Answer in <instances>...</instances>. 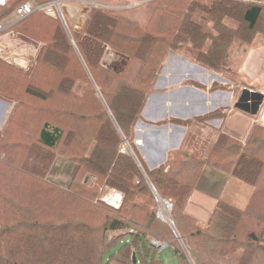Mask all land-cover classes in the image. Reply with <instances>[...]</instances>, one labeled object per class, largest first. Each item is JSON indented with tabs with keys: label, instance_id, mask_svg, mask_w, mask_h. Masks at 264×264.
<instances>
[{
	"label": "trees",
	"instance_id": "1",
	"mask_svg": "<svg viewBox=\"0 0 264 264\" xmlns=\"http://www.w3.org/2000/svg\"><path fill=\"white\" fill-rule=\"evenodd\" d=\"M26 1L10 0L0 19ZM13 30L41 50L29 72L0 61V98L16 101L0 134V264H164L163 244L178 264H264L263 126L244 141L219 132L205 159L172 149L153 168L135 144L169 54L238 81L242 56L264 47V0L96 7L69 32L37 9ZM107 49L125 58L119 71L103 64ZM224 88L214 82L210 90ZM225 116L216 109L156 124ZM57 157L76 165L68 186L49 179ZM206 165L252 191L244 206L220 199L201 224L185 207ZM105 187L123 194L118 208L100 200ZM164 201L166 220L158 215Z\"/></svg>",
	"mask_w": 264,
	"mask_h": 264
},
{
	"label": "crops",
	"instance_id": "2",
	"mask_svg": "<svg viewBox=\"0 0 264 264\" xmlns=\"http://www.w3.org/2000/svg\"><path fill=\"white\" fill-rule=\"evenodd\" d=\"M116 1L117 4H112L113 8L132 7L144 0ZM90 3L103 5L101 0H63L65 16L73 28L83 27L92 9ZM122 3L127 5L123 6ZM129 3L133 5L128 6ZM263 59L264 47L260 44L250 47L242 56L238 81H233L178 53H170L156 80L155 89L143 108L142 118L136 125V139L143 142L141 145L135 143L146 164L150 168L162 164L167 153L178 147L205 159L219 132L244 141L255 123L264 127ZM214 82L225 84L226 88L210 90ZM216 109H224L226 116L206 122L193 121L186 126L171 122L156 124L170 118L191 119ZM57 163L63 166L62 169L53 174L50 171L49 177L56 176L54 182L60 185L67 180L62 185L65 186L70 182L76 165L61 158L52 170ZM232 187L236 190L241 185L230 175L206 165L185 207V213L206 224L220 199L235 198L237 193L232 191Z\"/></svg>",
	"mask_w": 264,
	"mask_h": 264
},
{
	"label": "built area",
	"instance_id": "3",
	"mask_svg": "<svg viewBox=\"0 0 264 264\" xmlns=\"http://www.w3.org/2000/svg\"><path fill=\"white\" fill-rule=\"evenodd\" d=\"M250 1V0H246ZM63 0H46L35 4L34 0H28L14 8L10 14L0 19V61L9 64L17 69L28 71L36 63V58L41 50V43L26 38L15 32L13 25L28 16L37 9H42L46 14L60 18L67 26L66 16L63 10ZM10 0H0V9L6 7ZM98 4L90 3L91 8H96ZM69 30V29H68ZM137 145L142 144V140H136ZM125 152V148H122ZM123 194L120 191L105 187L100 200L108 205L118 208L121 205ZM159 245V243L155 242ZM165 247V244L162 245Z\"/></svg>",
	"mask_w": 264,
	"mask_h": 264
},
{
	"label": "rangeland",
	"instance_id": "4",
	"mask_svg": "<svg viewBox=\"0 0 264 264\" xmlns=\"http://www.w3.org/2000/svg\"><path fill=\"white\" fill-rule=\"evenodd\" d=\"M101 1L103 2V5L99 4V5H97V7L113 8L112 6H114V5H112V4H117L116 0H101ZM122 5H123V3H122ZM124 5H126V4H124ZM130 5L132 6L133 4L129 3L128 6H130ZM123 8H127V7H123ZM60 21L62 22L65 29L69 32L70 30H68V29H69V27H71V24L69 23V20L67 19V17H66L67 26L63 23V21L61 19H60ZM257 44H259V43H257ZM106 51H107V53L103 59V64L105 66H107L108 68L119 71L122 68V66L124 65L125 58L120 54H117L115 52L110 51L109 49H107ZM238 52L239 51H236V55ZM27 72H29V71H27ZM15 103H16L15 100H12L11 102H7V101L2 100L0 98V134H1L2 130L4 129V126L7 124V121L9 119V116L11 114V111H12ZM136 140H138V139H136ZM126 148L127 149L124 153H126L128 150L129 151L131 150V147L128 144L126 145ZM130 152H132V150ZM60 159H61L60 157H57L56 161L59 162ZM59 164L57 163L56 166L53 168V170L51 169V174L56 173L59 168L63 167V166H60ZM49 179L51 181H55L57 179V177L56 176H54V177L50 176ZM64 181L65 182L62 183L61 185H64L67 182V180H64ZM236 181H237V183H239L241 185V187H240V189H236V190L232 187V191L233 192L235 191L237 193V195L235 196L234 199L227 198V201H231L232 203H234L238 206H244L248 197L251 194L252 186H250L244 182L238 181V180H236ZM68 185L69 184H66L65 186H68ZM68 206H70V205H68ZM160 209L162 210V213L165 216V220L170 218L171 210L169 211L168 207H166V205H165V202H163V206ZM172 256H173V253H172L171 249H169L168 247H162V252H160V258L163 260L164 264H170L169 261H171L172 264H178V262Z\"/></svg>",
	"mask_w": 264,
	"mask_h": 264
},
{
	"label": "water",
	"instance_id": "5",
	"mask_svg": "<svg viewBox=\"0 0 264 264\" xmlns=\"http://www.w3.org/2000/svg\"><path fill=\"white\" fill-rule=\"evenodd\" d=\"M164 202H165L166 207H168V209H169V211H170V210H171V204L168 203L167 201H164ZM158 215H159L162 219L165 220V216H164V214L162 213V210H161V209L158 210ZM170 218H171V217H170ZM133 261L135 262V254H133Z\"/></svg>",
	"mask_w": 264,
	"mask_h": 264
},
{
	"label": "bare ground",
	"instance_id": "6",
	"mask_svg": "<svg viewBox=\"0 0 264 264\" xmlns=\"http://www.w3.org/2000/svg\"><path fill=\"white\" fill-rule=\"evenodd\" d=\"M257 58H258V56H257ZM250 60V59H249ZM264 60V59H263ZM251 62H252V60H251ZM254 64H255V62H253ZM264 63V62H263ZM248 64V63H247ZM251 65V64H250ZM257 65V64H256ZM249 66V65H248ZM252 66V65H251ZM257 68V67H256ZM135 142H136V140H135ZM123 152V151H122Z\"/></svg>",
	"mask_w": 264,
	"mask_h": 264
}]
</instances>
